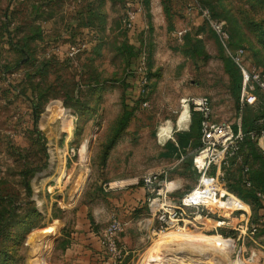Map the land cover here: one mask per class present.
I'll return each mask as SVG.
<instances>
[{
	"label": "rangeland",
	"instance_id": "1",
	"mask_svg": "<svg viewBox=\"0 0 264 264\" xmlns=\"http://www.w3.org/2000/svg\"><path fill=\"white\" fill-rule=\"evenodd\" d=\"M201 8L264 74V0H0V264H71L61 251L78 199L94 204L96 226L106 224V193L130 186L109 183L166 169L168 187L182 184L172 197L190 191L200 131L194 115L178 131L188 129L184 97L208 95L214 120L232 128L264 114L258 88V102L240 109L242 76ZM248 158L253 174L264 168V155ZM238 164L220 179L234 193ZM255 203L258 236L217 225L215 214L155 231L154 218L128 264H264Z\"/></svg>",
	"mask_w": 264,
	"mask_h": 264
},
{
	"label": "built area",
	"instance_id": "2",
	"mask_svg": "<svg viewBox=\"0 0 264 264\" xmlns=\"http://www.w3.org/2000/svg\"><path fill=\"white\" fill-rule=\"evenodd\" d=\"M202 16L208 21L212 30L217 34L228 57L238 68L242 76V84L239 96V107L253 105L258 102V94L255 88L264 94V74L254 65L246 63L245 48L229 46L230 34L221 20L213 18L208 8H201ZM129 25L134 13L128 10ZM141 68L144 61H141ZM183 103H187L192 111L199 115L200 144L195 148L192 155V169L198 175L194 187L180 199H175L170 194L177 189L178 184H168L167 170L146 171L139 177L121 184H110L113 188L123 185L142 184L147 191V211L150 221L154 218L157 227L153 230H163L171 226L180 227L185 220L192 218L194 222L202 223L203 219L217 215V225L225 223L240 231L239 236L248 233L254 235L257 225L251 221L250 205L234 192L223 187L220 179L225 169L234 163H240L242 182L246 187H252L248 179L249 165L243 162L239 151L240 142L243 139L241 116L238 118L236 130L225 121H216L213 118L211 99L206 94L186 96ZM259 128L257 131H249L251 138L257 141L260 151L264 155V114L256 119ZM212 170V174L209 173ZM255 194L264 203V191L256 188ZM248 205V209L245 208ZM217 207V210H213ZM191 213L192 215H190ZM237 219L235 224L232 221ZM190 221V219H189ZM125 221L116 214H112L106 224L97 233L102 246L98 252V258L103 264H125L129 250L119 240V234L123 230ZM229 239L230 237H225ZM134 256H131L133 258ZM134 259V258H133ZM155 259L147 258L143 264H151Z\"/></svg>",
	"mask_w": 264,
	"mask_h": 264
},
{
	"label": "crops",
	"instance_id": "3",
	"mask_svg": "<svg viewBox=\"0 0 264 264\" xmlns=\"http://www.w3.org/2000/svg\"><path fill=\"white\" fill-rule=\"evenodd\" d=\"M184 112L187 115L186 123L188 125L191 122L190 112ZM178 185L177 189L182 184L179 183ZM105 196L108 200L103 203V208L112 211L111 215L118 214L125 221L124 228L119 234V240L130 252L125 263L128 264L133 261L134 257L131 258L130 254L137 250L141 240L144 238L145 231H151L152 221H150L149 216L146 217L148 215L146 201L148 194L146 188L142 184H134L125 190H110ZM82 197L81 195L78 199L80 206L77 213L79 216L74 220L68 231L66 244L61 251V256L71 264H99L98 252L102 246L98 240L97 233L105 224L96 226L93 223V219L96 220L93 213L97 210L94 209L93 203H83ZM97 205H100V203ZM133 210L139 213L134 215L135 212ZM128 213L131 215L127 216ZM141 213L143 214L142 221L138 218Z\"/></svg>",
	"mask_w": 264,
	"mask_h": 264
},
{
	"label": "trees",
	"instance_id": "4",
	"mask_svg": "<svg viewBox=\"0 0 264 264\" xmlns=\"http://www.w3.org/2000/svg\"><path fill=\"white\" fill-rule=\"evenodd\" d=\"M240 84H241V79L239 77L238 80H237V91H239V88L241 87ZM184 111L190 112L189 111V106H188L187 103L185 104ZM192 115L195 116V121L198 123V127H199V115H198V113L196 111H192V113H191V124H192ZM241 119H242L241 125H242V131H243V139L240 142L239 151L242 154L243 162H245V163H247L249 165L248 179L251 180L253 186L252 187H246L243 184V182H242V174H241V166H240V163H239L238 166L240 168V176L241 177H240V180L238 182L239 183V187H238V189L236 191V194L239 195L241 198H243L251 206V209L253 210V213L251 214V221L254 222V220H253L254 213L257 211V210H255V207H254V204H256L255 202H258V204L256 205V208L257 207L258 208L261 207L264 210V203L261 202L259 200V198L255 194V189L256 188L261 189L262 191H264V168L260 169V170H257V172L253 174V172L251 170V164L249 162V158L248 157H249V155L251 157L252 156L253 157H258L259 160L262 161L263 160V154L260 151V148H259V146L257 144V141L255 139L251 138L250 135H249V131H251V130L257 131L258 128H259L258 124L256 123V119L255 118L254 119H252V118L248 119L246 117H241ZM233 129L236 130V126ZM166 143H167V141L164 144H166ZM180 143L184 146V145H186L187 141L181 140ZM257 150H259L260 154H256ZM231 163L233 164L234 160H232ZM262 163L264 165L263 161H262ZM191 164H192V157H191V160H190V169H191L192 172H194L193 169H192ZM235 164H237V163H235ZM227 168L225 169V171L227 170ZM256 213H258V212H256ZM263 213H264V211H263ZM262 218L264 219V216H262ZM262 229H263L262 231L264 233V222H263ZM258 231H259V228H257V231L255 232L254 235L258 236ZM98 261H99V264H103V262L101 260H98Z\"/></svg>",
	"mask_w": 264,
	"mask_h": 264
},
{
	"label": "bare ground",
	"instance_id": "5",
	"mask_svg": "<svg viewBox=\"0 0 264 264\" xmlns=\"http://www.w3.org/2000/svg\"><path fill=\"white\" fill-rule=\"evenodd\" d=\"M189 111H190V109H189ZM190 117H191V114H190ZM182 124H183L184 127H185V126H186V121H184ZM190 124H191V122H190ZM190 124H188V129H186V130H178V131H188L189 128H190ZM165 131L168 132L166 129H165ZM175 131H176V130H175ZM169 132H170V131H169ZM173 140H174V139H173ZM85 150H86V142L82 143V145H81V147H80V149H79V151H80V155H81L82 158H83V156H84ZM245 207H246V206H245ZM184 246H186V245H183V246H181L180 248H183ZM173 248H174V247H173ZM180 250H181V249H180ZM205 250H206V249H200V248H198V250H196V251H198L199 253H204Z\"/></svg>",
	"mask_w": 264,
	"mask_h": 264
}]
</instances>
